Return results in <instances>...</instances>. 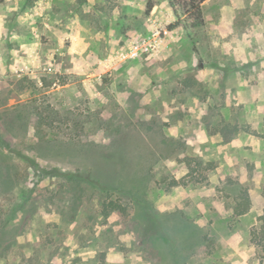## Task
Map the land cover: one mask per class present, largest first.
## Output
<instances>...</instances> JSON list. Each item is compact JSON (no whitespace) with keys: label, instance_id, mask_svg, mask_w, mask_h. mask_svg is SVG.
<instances>
[{"label":"rangeland","instance_id":"1","mask_svg":"<svg viewBox=\"0 0 264 264\" xmlns=\"http://www.w3.org/2000/svg\"><path fill=\"white\" fill-rule=\"evenodd\" d=\"M150 1L0 5V264H264V0Z\"/></svg>","mask_w":264,"mask_h":264},{"label":"trees","instance_id":"2","mask_svg":"<svg viewBox=\"0 0 264 264\" xmlns=\"http://www.w3.org/2000/svg\"><path fill=\"white\" fill-rule=\"evenodd\" d=\"M111 1V0H107ZM209 0H171V8L174 11L175 18L177 22L171 26L169 29L170 31H173L179 27H181L184 23L183 18L185 22H187L192 29H202L206 25L205 17H204V5L206 2ZM4 0H0V5L3 4ZM156 4L152 3L151 1L149 2L147 6V12L146 15L150 16L154 7ZM182 6V11L184 15H182L181 10L178 9V6ZM185 28L187 29V25H185ZM36 115L40 121V123H43L45 121L44 118V113L40 112L37 110ZM229 129V128H228ZM225 131V130H224ZM241 130L239 127H234L233 130H230V133H239ZM213 132V133H217ZM226 138L229 139L230 135L227 136ZM2 145V142H0ZM3 144H5L3 142ZM2 146H0L1 150ZM5 179V180H4ZM8 179L4 175H0V194L2 193V187L3 185L8 186L9 183L7 182ZM175 185H178L176 183ZM235 207H234V215L235 217H242L250 213L253 207V202L250 196L249 189L247 188H241L238 196L236 197V202H235ZM102 211L103 215L105 217H116L120 220H127L130 217V210L128 207L123 206L122 202L120 199H111V198H106L104 202L102 203ZM2 210L0 209V244L3 238L4 234V226L8 223V221L5 218H2ZM7 222H6V221Z\"/></svg>","mask_w":264,"mask_h":264},{"label":"built area","instance_id":"3","mask_svg":"<svg viewBox=\"0 0 264 264\" xmlns=\"http://www.w3.org/2000/svg\"><path fill=\"white\" fill-rule=\"evenodd\" d=\"M159 35L160 34L158 31L156 35L148 41L133 43L129 49L124 51L123 56L126 59H130V58H138L139 56H141L143 52L150 54L153 53L154 51L157 50V48L160 45Z\"/></svg>","mask_w":264,"mask_h":264},{"label":"crops","instance_id":"4","mask_svg":"<svg viewBox=\"0 0 264 264\" xmlns=\"http://www.w3.org/2000/svg\"><path fill=\"white\" fill-rule=\"evenodd\" d=\"M211 1H212V0H209L208 2H206L205 5H204V7H206L207 3L211 2ZM164 4H166L170 16H171V17L175 16V15H174V11H173L172 8H171V4H170V2H169L168 0H164L163 3H162V5H160V4H156L155 7H154V9H153V11H152V13H151V15L148 16L151 25H154V29H158V28H159V24H158L159 20H158L157 17H156L157 9L162 8ZM157 31H158V30H157Z\"/></svg>","mask_w":264,"mask_h":264}]
</instances>
